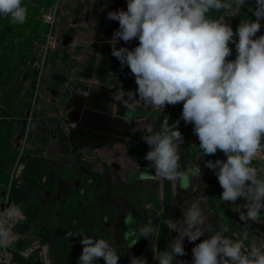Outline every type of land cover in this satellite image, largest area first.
<instances>
[{"label": "clouds", "instance_id": "1", "mask_svg": "<svg viewBox=\"0 0 264 264\" xmlns=\"http://www.w3.org/2000/svg\"><path fill=\"white\" fill-rule=\"evenodd\" d=\"M245 4L246 0H127L126 11H109L107 19L119 23L108 41L111 54L121 68H129L137 85L134 92L118 90L120 102L128 110L140 106L161 112L182 102L181 118L193 125L203 156L218 150L224 153L226 159L208 160L206 167L215 171L223 189L220 200L233 205L240 221L247 224L264 223V177L259 174L264 166L253 165L255 159L264 158V35L257 36L264 19V0H255V8H249L255 19H243L235 32L223 16H210L212 11L222 10L236 15ZM0 18L24 25L28 8L23 0H0ZM134 39L139 44L131 50L116 47L119 40L129 43ZM231 44L236 49L234 60L228 59ZM179 122L164 120L159 130L154 123H143L140 131L149 148L144 159L149 164L143 171L137 165L139 180H168L187 188L193 178L200 177L198 163L182 164L184 140ZM207 198L203 195L188 207L182 205L180 219H160V224L176 233L164 251L155 244L160 225L151 216L140 223L127 213L124 239L133 246L141 238L155 237L152 251L157 264H187L176 259L186 255L185 238L195 242L209 233V238L192 248V264H264V247L249 248L238 232L225 235L227 225L219 230L209 222L200 205V199ZM238 198L245 202L237 205ZM4 204L7 207L0 210L4 259L0 264H10L7 250L19 239L16 227L24 214L22 205L6 200ZM75 236L82 237L79 264H96L99 259L104 264H118V253L105 239L92 238L83 229L66 233V239ZM130 264H147V260L132 256Z\"/></svg>", "mask_w": 264, "mask_h": 264}, {"label": "rangeland", "instance_id": "2", "mask_svg": "<svg viewBox=\"0 0 264 264\" xmlns=\"http://www.w3.org/2000/svg\"><path fill=\"white\" fill-rule=\"evenodd\" d=\"M25 1L37 5L36 0ZM88 1L89 0H49L45 5L40 8V11L37 15L38 19L41 21L42 27L39 33V37L34 42V48L21 59H18L15 56V53L11 55L7 60H3L2 58H0V62L3 61L4 63L5 61H7L5 62L2 73H0V117L4 116L3 119L10 120V118L6 117V115L8 116L9 114H14L17 119L20 116L24 117V120L26 121L25 124H28L27 120L32 112V99L34 98L36 88L38 86V82L40 79L41 63L44 59L43 57L45 56L44 45L46 43V33L49 30V25L43 20L42 13L47 12L52 6H58V3H60V7L57 10V19L61 17L63 20L62 22H64L66 21V14H62V11H65L66 9L71 7L74 9L75 7H77V11H80L85 3H89ZM98 1L99 0H90V3L95 4L98 3ZM248 6L250 8H255V0H246L245 6H243L240 12L236 15L232 16V13L230 11L228 12L229 15L227 16V19L232 18L233 21V23H229L231 27L233 26L236 28L239 26L242 21V13H244L245 8ZM225 12L226 11L222 10L220 11L219 15L215 17L217 11H212L210 13V16L213 19H218L221 15L223 16ZM77 13H75L74 19L82 17L80 15L77 17ZM69 16H71V14H69ZM97 16L98 14H96L95 12L90 15V18H92L93 20V24L98 23L97 20H99V18ZM57 22L58 21H56V23ZM260 23L262 27L257 33V36L264 35V19H262ZM98 27L100 28V26ZM56 29L57 28L55 24V35ZM58 29L60 30L59 32L63 31L62 34L67 33V29L64 30L59 26ZM234 39L238 38L234 37ZM58 44L59 39H57L56 42V49H59V47L57 48ZM55 48H50L49 52H52V54H54V50H56ZM49 60L50 59L48 58L46 61V67ZM120 71H122L120 75L118 77L116 76L115 78V80H117L118 86L124 88L125 92H134L137 88V85L135 83V77L130 73L129 68L123 67L120 68ZM84 75L85 72L83 76ZM76 76V78L72 77L71 79L74 83H77L76 81H81L78 76H82V74L79 73ZM86 76L96 77V73ZM42 81H45V75H43ZM94 83L95 81L92 82V84ZM117 93L118 91L115 92V97L118 96ZM12 96L14 98H11ZM116 102L117 104H119V107L120 104L121 106H123L119 100V97H117ZM123 107L124 108L122 110L127 109L125 106ZM182 108V102L176 105H168L163 110V112L158 109L155 111H151V109L145 111L142 107L136 106L133 108L135 110L132 109V116H135L134 118H137V120H133L132 122L133 124L135 122V124L139 126V128H142L143 123L145 121L151 122L154 123L157 130H159L160 123L167 119V115L169 114V112H174L175 118L170 120V124L175 123L177 120L180 121L178 128L182 132L184 140V143L181 145V161L183 163H189L190 165L198 163L201 168L200 177L193 178L195 182L199 180L201 184L199 190L196 192L198 197H195V199L197 200L199 196H206L208 194V198L205 201L209 206L208 210L217 218V228L219 230H222L225 225L228 226V232L225 233V235L231 236L232 233L238 232L240 234V238L244 239L245 245L249 248H251L253 245L258 247H264V229L258 228L257 223L255 222L249 221L247 224H244V222L240 221L238 213L232 210L234 206L230 205V203L228 202H222L220 200V195L223 189L219 185L218 178L215 175V171L206 167V161H215L216 159H214L210 155L203 156L198 146V137L193 132V125L186 124L181 118ZM53 109L57 114H59V108L57 106ZM22 131V136H20L19 139L14 140L15 142L13 143L15 145L14 147L18 150V154L21 155L22 160L26 162L32 157H42V155L46 157L48 162L61 161L60 159L70 160V158H77L79 161L82 160L88 162V167H91L90 170H93L92 168H98L101 171L110 169V176L112 175V177L116 178L117 180L130 182L133 186V189L128 186V192L129 198L131 197L130 199L133 202L134 206L138 207L149 217L151 216L152 218H154V224L160 223L161 218H158V216L161 212L163 213V180L156 179V184L151 183L150 180H148V183L139 180V186L136 185V183L131 179H133V177L137 175L138 171L136 169L134 161L129 159L125 150L113 147L112 149H69V151L66 150V152L61 149H43V146L40 145L37 146L36 149H34L33 147H30V149H23L26 142V137H28L25 125L22 128ZM31 132L32 130L29 129L28 133ZM56 143L59 144L58 140ZM217 153L225 157L223 152L218 150ZM255 160H260L264 162V158H257ZM253 165H255L258 169H261V167L264 166V164L262 163H254ZM152 171L154 173V169ZM259 174L264 177V171H261ZM22 178L24 181V177ZM214 180L216 181L217 187L214 199H212L211 188ZM9 189V183L0 185V206L4 204L7 195H10L11 197ZM180 194L183 195L184 192L180 191ZM175 196L176 194L174 193L172 198L173 203L170 212V219H173L174 215V209L176 204ZM200 201H204V199H200ZM244 202L245 201L243 198H238L236 204L239 205ZM15 203L22 205V211L23 214H25V209L23 206H26V202L23 204V202L16 201ZM25 216V218L19 221L16 227V232L19 236L18 241L8 249L9 252L12 253V262L14 264H49V262H51L50 264H52L55 261V252H58L60 248L57 246L54 239H47V237L43 236L40 233V230L43 226L47 225V227H50V225L55 224V219H53L52 221L50 219V222L43 221L44 223L42 224L38 223L34 219H30L29 217H27V215ZM133 216L135 217V215ZM154 241L155 237H153L152 246ZM155 244L159 248V250L162 251L163 241L161 234L159 236V239L155 241ZM152 246L149 249L147 255L145 256L147 264H157V262L153 259ZM2 251L3 250H0V255L3 254ZM21 251H23L25 255L22 254ZM185 252L186 255L182 256V258L188 259L189 257L187 255L191 254V251L185 249ZM21 257H23V259Z\"/></svg>", "mask_w": 264, "mask_h": 264}, {"label": "crops", "instance_id": "3", "mask_svg": "<svg viewBox=\"0 0 264 264\" xmlns=\"http://www.w3.org/2000/svg\"><path fill=\"white\" fill-rule=\"evenodd\" d=\"M88 2V4L83 5L80 11H77V7L62 11V14H66V21L62 22L61 17L57 20L56 37L59 39L57 46L59 49L55 48L54 54L49 52L46 55L44 65L40 71L38 86L32 99V112L27 120L28 126L22 116L17 119L14 114L6 115L10 120L3 119L4 116L0 117V128H6L9 124L12 125V138L14 140L22 136V128L25 125L28 137H26L23 149H30V147L36 149L40 145L43 146V149H61L63 151H69V149H112L113 147L124 150L126 149L125 138L127 134L123 133L116 136L115 126L111 124H114L116 120L118 121L117 124L122 123L129 131H140L139 126L132 122L137 120V118H134L135 116H132V109L122 110L124 104L122 103L123 106L120 104V108L116 102L119 96L115 97V92L120 89L124 90V88L118 86L117 80H115L116 76L118 77L122 71H120V61L111 54V44L108 43L113 33L119 28V23L107 19V13L118 9L126 11L127 0H99L95 4L90 3V0ZM59 7L60 3H58ZM93 12L98 14L99 20L96 24H93V20L90 18ZM75 13L78 14L77 17L79 15L82 17L74 19ZM228 15V12L223 15L225 22L228 24L233 23L232 18L227 19ZM58 26L64 30L67 29V33L62 34L63 31L59 32ZM232 29L235 32L237 27L232 26ZM138 44V39H134L129 43L119 40L116 47H127L131 50ZM230 47L232 55L228 59L234 60L236 57L235 44H231ZM48 58L50 60L46 67L45 64ZM124 67L128 68L127 66ZM55 72H61L65 75V78L57 80L53 76ZM84 72L85 75L83 76ZM79 73L82 74V76H78L81 81L74 83L71 79L72 77L76 78ZM93 73H96V77L86 76ZM110 74H114V76ZM43 75H45V81H42ZM93 81H95L94 84H92ZM56 106L59 108V114L53 109ZM90 108L98 111L95 116L88 115L91 112ZM106 108L109 109L113 119L108 126L109 139L104 138L103 140V136L100 137L92 132L97 127L98 114H102L106 111ZM169 114L166 120H168ZM103 122L105 123L106 120L103 119ZM29 129L32 130L31 133H28ZM57 140L59 144L56 143ZM42 157L46 159L44 155ZM60 160L76 167L91 169V167H88V162L79 161L77 158H70L71 161ZM92 169L105 174L111 173L110 169L104 171L98 168ZM112 178L117 180L114 177ZM19 202L24 204L25 200ZM23 207L25 209V206ZM25 215L27 214L25 213Z\"/></svg>", "mask_w": 264, "mask_h": 264}, {"label": "trees", "instance_id": "4", "mask_svg": "<svg viewBox=\"0 0 264 264\" xmlns=\"http://www.w3.org/2000/svg\"><path fill=\"white\" fill-rule=\"evenodd\" d=\"M37 5L28 1L23 3L28 8V19L24 25H13L0 18V58L7 60L15 53L18 59L23 58L33 48L39 37L41 21L37 15L40 8L49 0H36ZM249 6L242 13V19H254ZM254 9V8H252ZM220 12L216 13L217 17ZM7 62V61H5ZM5 62H0V73ZM175 118L174 112L169 114L168 121ZM13 127L0 128V185L10 180V167L18 157V150L13 144ZM214 159L224 160L226 157L216 153L210 155ZM254 163L263 161L254 160ZM24 181L12 183L11 198L14 201L25 200V213L38 223L55 219L50 227H41L40 233L47 239H54L60 248L55 252L52 264H79L82 252V237L66 239V233H79L82 229L90 237L105 239L118 253V264H130V258L144 257L152 246L153 237L147 250H130L124 239L127 226L124 219L133 207L128 189L130 182L115 180L104 172L88 170L73 166L65 161L48 162L43 157H32L25 162ZM129 186V187H128ZM216 181H213L211 198L214 199ZM172 204V184L165 180V201L163 218H169ZM50 222V221H49ZM52 226V227H51ZM164 241L172 242L167 225L161 224ZM45 228V229H44ZM23 259V257H21ZM21 259V260H22ZM96 264H104L99 259Z\"/></svg>", "mask_w": 264, "mask_h": 264}, {"label": "flooded vegetation", "instance_id": "5", "mask_svg": "<svg viewBox=\"0 0 264 264\" xmlns=\"http://www.w3.org/2000/svg\"><path fill=\"white\" fill-rule=\"evenodd\" d=\"M91 112L88 113V115H92L95 116L96 109L94 108H90ZM100 112V110H99ZM87 114V113H86ZM98 119L97 120V127L93 130V134H97L100 137L108 140L109 139V134L110 131L108 130V126L111 124L110 121L113 119V117L111 116L109 109L106 108V111H104L102 114H98ZM88 118V117H86ZM90 119V118H88ZM103 119L106 120V122H103ZM110 119V120H109ZM118 121L115 120L114 124H111L112 126H115L116 129V136L122 135L123 133L127 136L125 138V145H126V149L125 152L128 155L130 160L134 161V164L136 166L137 169V165L139 166V170L143 171L149 164L148 161H146L144 159V156L146 154V152L149 150L148 149V145L145 143V141L142 139V133L138 130V131H129L127 130V128H125L122 123L121 124H117ZM104 123V124H103ZM132 129V127H131ZM104 134V135H102ZM183 163V162H182ZM186 166H191L189 163H183ZM151 174L154 175L153 171L151 170ZM203 176V174H202ZM132 181H134L136 183V185L139 186V179H138V172L137 175L135 177H133V179H131ZM151 183H157V180H150ZM148 183V180L145 181ZM172 184V198H173V194L175 193V200H176V204H175V209H174V215H173V219H180L182 218V211H181V206L183 205L184 207H188L191 202H193L195 199V197H198L196 192L199 190L200 188V181L198 180L197 182L194 181V179L191 180V182L189 183V185L187 186V188H181L179 183L176 184V186ZM180 191L184 192L183 195L180 194ZM208 197V194L206 195ZM194 197V198H191ZM202 196H199V198ZM131 198V197H130ZM207 199H204V201H200V205L202 210L204 211L205 215L208 217L209 222H211L213 225H216L217 227V218L214 214H211V212L208 210L209 206L207 205L206 201ZM164 201H165V180H163V209H164ZM130 202L132 204L133 207H129L130 212L132 213V215H139L145 222L148 220L149 216L147 214H145L143 211H141L138 207L134 206L133 202L130 199ZM173 203V202H172ZM172 207V204H171ZM165 216L164 214V210H163V217ZM161 217V219L163 218ZM170 219V217H169ZM262 219H264V211H262ZM160 225V234L162 236V241H163V248L162 251L166 250L168 248L169 241H164L163 238V229ZM257 227L260 229H264V223H257ZM170 231V230H169ZM170 234L172 236V240L175 238L176 233L175 232H171ZM211 234L209 233H205V235L203 237H201L199 240L195 241V242H189L187 240V238H185L184 240V248L187 249L188 251H191V254L187 255L189 258L188 259H183L182 256L181 257H177L176 259L178 261H186L187 264H192V248L201 242V240L205 239V238H209ZM233 239H235V237H232ZM151 240L147 239V243L145 245H142L140 240H138L135 245L131 246L130 243L131 241L128 242V247L130 248V250H147L149 248Z\"/></svg>", "mask_w": 264, "mask_h": 264}, {"label": "built area", "instance_id": "6", "mask_svg": "<svg viewBox=\"0 0 264 264\" xmlns=\"http://www.w3.org/2000/svg\"><path fill=\"white\" fill-rule=\"evenodd\" d=\"M57 10H58V6H52L51 8H49V10L47 12H43V20L49 25V30L46 33V43L44 45V52H45V56L47 55V53L49 52L50 48H55L56 46V42H57V38L54 32V27L56 24L57 19ZM37 42V41H36ZM43 57L44 59L42 60L41 63V69L42 66L44 65V61L46 57ZM25 168V162L22 160L21 155H18L17 159L14 162V165L12 164V166L10 167V180H9V184H10V189H9V193H11V187H12V183L16 182L17 184H20L23 182V171ZM8 193V194H9ZM6 201L11 204V203H15V201L10 197V195H7L6 197ZM16 204V203H15ZM7 207L6 204H3L0 206V210H2L3 208ZM25 214H24V218H25ZM3 254L0 255V261H2L4 259V250L2 251ZM22 254L25 255V253L23 251H21ZM7 254H8V259L10 261V264H14L12 262V253L9 252V250H7ZM51 262H49L50 264Z\"/></svg>", "mask_w": 264, "mask_h": 264}, {"label": "water", "instance_id": "7", "mask_svg": "<svg viewBox=\"0 0 264 264\" xmlns=\"http://www.w3.org/2000/svg\"><path fill=\"white\" fill-rule=\"evenodd\" d=\"M53 76H54L57 80H60V79L65 78V75L62 74L61 72H55ZM135 217H136V220H137L138 222H140V223H144V222H145V221H144L139 215H136V214H135ZM139 240H140V242H141L142 245H145V244L147 243V239H145V238H141V239H139ZM130 245H131V243H130Z\"/></svg>", "mask_w": 264, "mask_h": 264}]
</instances>
